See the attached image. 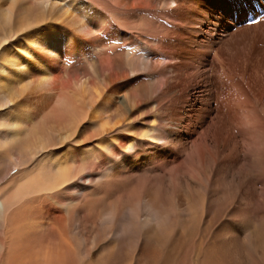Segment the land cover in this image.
<instances>
[{
    "label": "bare ground",
    "instance_id": "6f19581e",
    "mask_svg": "<svg viewBox=\"0 0 264 264\" xmlns=\"http://www.w3.org/2000/svg\"><path fill=\"white\" fill-rule=\"evenodd\" d=\"M102 1L0 0V26L13 28L0 35V180L32 172L0 182V264H264V222L238 219L250 234L244 257L233 228L211 231L217 198L233 192L211 152L227 124L213 106L208 125L190 116L200 95L181 108L191 79L221 61L215 0ZM151 10L164 15L161 34L150 35ZM199 87L217 100L218 79ZM164 108L168 129L151 119ZM257 134L250 151L264 167ZM176 156L189 172L161 177ZM65 189L81 200H62Z\"/></svg>",
    "mask_w": 264,
    "mask_h": 264
},
{
    "label": "rangeland",
    "instance_id": "374dc122",
    "mask_svg": "<svg viewBox=\"0 0 264 264\" xmlns=\"http://www.w3.org/2000/svg\"><path fill=\"white\" fill-rule=\"evenodd\" d=\"M101 2L103 1L101 0ZM229 4L231 5L230 10L227 9ZM212 9L215 12L216 20L221 21L218 47L220 54L219 59L221 61L219 63L215 62L216 71L215 73L213 71L212 75L210 74L209 77L196 75L192 78L190 81L191 84L189 83L190 86L184 89L185 92L183 95L185 97L183 95L180 97L178 96V99H180L181 102V99L184 97V101L181 104V108L183 109V107L189 106L191 99L194 97L192 95H200L201 100L195 103L190 116L200 122H205L204 125H208L211 120L209 116L210 107L213 106V116L219 119L221 125L227 124V129L221 136H218V138H216L217 140L214 139L212 141L213 146L218 148H212L211 152L215 154L216 157H214L219 166L228 168L230 173L229 182L233 187V192L227 199L217 198L218 201L216 204L218 205L213 209L214 214L211 213L209 217L213 222L211 230L213 233L219 231L223 226H230L235 230L242 249L239 255L244 257V253L248 250L247 243L250 234L246 227L240 224L241 222H239L240 220L238 219L240 217H245L244 219H247V222L250 223L251 227L255 230L264 222V167L258 166L255 158L252 156V151H250L256 143L255 139L258 135L257 130H264V110L262 106V103H264V0H215ZM210 10V7L207 8V13L205 12L202 15L207 16L208 13L211 12ZM147 12L143 13L147 14ZM147 15L157 21L155 24V26H157L151 29L150 35H155L156 33L161 34L163 29H166L167 25L166 21H164V15L159 10H151ZM159 24L163 25L165 28L163 26L162 28L161 26L159 27ZM167 29L169 28L167 27ZM11 30L7 26H0V35H8ZM169 51H173V49L169 48ZM191 61L185 64V69H188V71L193 70V67L197 65ZM194 69H196V67ZM166 72L168 73L166 68L158 70L148 81L151 83L154 81L156 82L158 76ZM210 78L216 81L218 79L220 83L217 100L215 99L211 104H209V96H206V94L208 95V90L205 87L204 93L197 92V89H201L199 86L204 84L206 79ZM165 108V111L160 116L153 115L151 118L152 120L153 118L159 120L160 124L156 123L155 126L162 129L163 126L167 129L169 128V118L171 117L169 109ZM159 111L161 112V110ZM143 114L144 113H140L138 116L137 120L139 123H142ZM65 144L66 148H71L72 146L77 148L78 144L80 145L79 142H75L74 140H67ZM62 145L65 147L64 144ZM150 147L151 146L148 144L141 145L140 150H142V152L151 150ZM175 158L178 157L176 156L173 159ZM182 159L183 158L177 160V163H175L177 165L169 166V163H167L166 169H163L164 171L160 176H166L169 174L170 170L173 172L177 169L181 172L184 171L182 174L189 172L188 167H184L185 162H181L183 161ZM17 172L18 169L15 168L9 174V177L14 175V178L18 181L26 178L32 173L23 176L21 174H16ZM157 174H159V172ZM87 175L86 173L84 176L87 177ZM174 176L173 178L176 180ZM7 177L2 181L0 180V182H7L9 178ZM143 178H139V180L143 181ZM168 178L169 176L166 177L167 183ZM157 181L160 183L159 178H157ZM80 183L82 182L79 179H75L64 188H70L71 184ZM133 185L134 184H131L129 186L131 190L127 187L123 194L129 195L132 190L134 191ZM207 186L210 188L209 185ZM63 193L64 195L61 196V199L64 201L76 202L81 200L80 197L72 193L71 189H65L61 192V194ZM205 194L206 198H210L212 195L210 189H208ZM53 198L57 199V196L55 195ZM61 199H58V201H61ZM49 201L52 202L54 206L57 204V202L50 199L47 200V203L44 200L39 202H43V204H41L44 208H47L49 206ZM36 217L39 221L42 220L40 214H37ZM92 255L97 256V253L94 252Z\"/></svg>",
    "mask_w": 264,
    "mask_h": 264
}]
</instances>
